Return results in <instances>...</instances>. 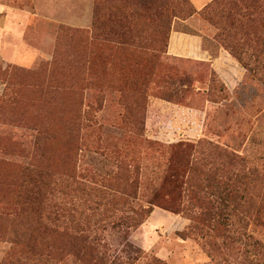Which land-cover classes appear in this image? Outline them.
Listing matches in <instances>:
<instances>
[{
	"label": "rangeland",
	"instance_id": "rangeland-1",
	"mask_svg": "<svg viewBox=\"0 0 264 264\" xmlns=\"http://www.w3.org/2000/svg\"><path fill=\"white\" fill-rule=\"evenodd\" d=\"M159 1L171 31L140 14L109 40L95 25L97 0H0V264H264L258 173L228 229L208 234L189 230L171 182L173 169L188 173L182 147L200 140L264 174V81L219 59L217 29L201 13L210 3L188 0L197 13L184 19L173 17L183 0ZM176 33L200 37L209 59L172 54ZM115 175L141 183L135 208H153L138 227L132 205L103 206L130 196L106 188ZM78 230L87 248L73 244Z\"/></svg>",
	"mask_w": 264,
	"mask_h": 264
},
{
	"label": "trees",
	"instance_id": "trees-1",
	"mask_svg": "<svg viewBox=\"0 0 264 264\" xmlns=\"http://www.w3.org/2000/svg\"><path fill=\"white\" fill-rule=\"evenodd\" d=\"M109 1L97 0L95 9V25L98 31L104 30L109 40L110 37L114 38V35L120 37L130 34L132 21L140 14L150 18V24L156 32L171 31L170 22H161L163 16H170L171 9H166L159 0H136L135 3L129 0L122 7L110 5L106 8L101 7ZM183 2L184 5L178 8L176 14L173 10V17L186 19L197 13L188 0ZM102 13L107 23H101L99 17ZM119 13L121 17L117 19L116 15ZM201 13L204 19L217 29L216 43L252 76L264 81V0H214ZM118 29L122 30L120 34H117ZM140 45L146 51H154L151 42L147 40L140 42ZM215 77V71H212V79ZM176 80L183 85L194 83L190 75L176 77ZM261 144H264V140ZM182 150L186 154L184 158L187 156L189 158L188 164L184 165L187 166L188 173L185 175L184 171L183 181L180 179L181 173H175L173 169L174 180L171 182L174 183V188L180 191V197L185 198L186 204L182 210L190 216L191 232L208 234L207 229L210 231L218 227L226 231L231 225L232 217L237 216L236 213L244 207V195L248 191L247 182L251 179V182H254L252 176L256 173L261 176L259 186L264 194V174L257 170L246 171L245 159L235 152L201 140L193 147L184 145ZM118 175L110 179L111 183L109 182L106 188L117 192L128 190L130 196L128 198L118 196L108 200L102 197L96 202V208L93 210H100L102 200H107L103 206L113 207L115 210L132 205L130 208L134 214L131 218L134 227H138L149 217L153 208L151 206L135 208L133 203L138 200L141 183L137 179L129 183L122 179V176L117 179ZM257 213H260V209ZM73 237V244L76 247L87 248V236L82 231L78 230L77 235ZM104 259L106 258L102 256L101 261L104 262Z\"/></svg>",
	"mask_w": 264,
	"mask_h": 264
},
{
	"label": "crops",
	"instance_id": "crops-1",
	"mask_svg": "<svg viewBox=\"0 0 264 264\" xmlns=\"http://www.w3.org/2000/svg\"><path fill=\"white\" fill-rule=\"evenodd\" d=\"M197 9H202L214 0H191ZM169 51L177 56L194 59V60H208L209 53L203 49L202 39L198 36L186 35L183 33H176L169 42ZM231 55L224 50L219 59ZM232 58V57H231ZM218 59H213L212 64L217 68Z\"/></svg>",
	"mask_w": 264,
	"mask_h": 264
}]
</instances>
